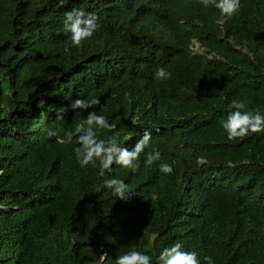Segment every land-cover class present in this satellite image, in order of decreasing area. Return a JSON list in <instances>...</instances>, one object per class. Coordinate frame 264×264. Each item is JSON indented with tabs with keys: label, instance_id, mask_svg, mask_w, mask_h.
<instances>
[{
	"label": "trees",
	"instance_id": "1",
	"mask_svg": "<svg viewBox=\"0 0 264 264\" xmlns=\"http://www.w3.org/2000/svg\"><path fill=\"white\" fill-rule=\"evenodd\" d=\"M241 5L226 19L198 0H0V264H115L132 250L156 264L177 242L201 264H264V132L229 141L222 127L233 100L264 114V0ZM73 9L100 18L80 47L64 29ZM92 98L115 125L99 139L131 149L152 134L137 170L106 173L125 200L47 135L74 130L88 111L70 105ZM152 149L161 159L145 166Z\"/></svg>",
	"mask_w": 264,
	"mask_h": 264
},
{
	"label": "clouds",
	"instance_id": "2",
	"mask_svg": "<svg viewBox=\"0 0 264 264\" xmlns=\"http://www.w3.org/2000/svg\"><path fill=\"white\" fill-rule=\"evenodd\" d=\"M204 8H215L220 15L226 19H231L240 12L241 0H198ZM100 28V18L95 13H86L81 9H73L65 13L64 29L71 33V41L74 47L82 46L83 42L91 39ZM156 80L164 81L171 79V73L164 67H158L154 73ZM100 104V100L92 98L90 100L76 99L70 105L73 111H88L93 106ZM230 111L222 127L227 133V139L234 141L243 139L250 134L264 132V114L258 109H248L247 104L242 100H233L230 104ZM63 108L56 114V120L64 119ZM115 125L111 124L104 115H99L95 111H88L87 117L76 125L74 130H68L60 135L59 129H50L47 133L49 137H56L60 144L77 145L74 153L77 163L81 168L99 167L100 176L105 177L103 186L111 189L113 196L120 200H125L128 194L129 185L121 179L107 178L106 173H110L114 165L121 166L133 171L140 167L139 161L146 149L152 148V134L145 131L136 141L135 145L129 149L121 147L117 136H108L106 139H99L100 130L112 132ZM161 159L159 151L152 149L146 153L145 166H151ZM159 169L164 174H172L174 169L170 164L162 163ZM108 254L99 256L97 264H104ZM204 264H214L212 257L205 256ZM115 264H152V257L141 251H128L118 255ZM156 264H201L198 253L195 251L183 250L180 242L171 247H165L159 254Z\"/></svg>",
	"mask_w": 264,
	"mask_h": 264
}]
</instances>
